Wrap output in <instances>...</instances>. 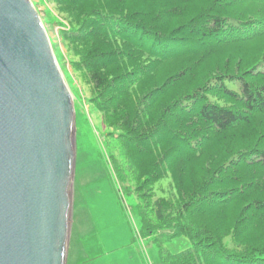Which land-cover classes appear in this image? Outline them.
<instances>
[{"label":"trees","instance_id":"trees-1","mask_svg":"<svg viewBox=\"0 0 264 264\" xmlns=\"http://www.w3.org/2000/svg\"><path fill=\"white\" fill-rule=\"evenodd\" d=\"M45 2L159 264H264V0Z\"/></svg>","mask_w":264,"mask_h":264},{"label":"water","instance_id":"water-1","mask_svg":"<svg viewBox=\"0 0 264 264\" xmlns=\"http://www.w3.org/2000/svg\"><path fill=\"white\" fill-rule=\"evenodd\" d=\"M75 112L30 0H0V264H66Z\"/></svg>","mask_w":264,"mask_h":264},{"label":"rangeland","instance_id":"rangeland-1","mask_svg":"<svg viewBox=\"0 0 264 264\" xmlns=\"http://www.w3.org/2000/svg\"><path fill=\"white\" fill-rule=\"evenodd\" d=\"M30 2L42 21L75 112L66 264H159L160 250L177 254L190 248L186 238L161 242L140 235L134 197L119 182L111 158L116 151V136L102 126L86 87L71 70L62 43V22L45 0Z\"/></svg>","mask_w":264,"mask_h":264}]
</instances>
